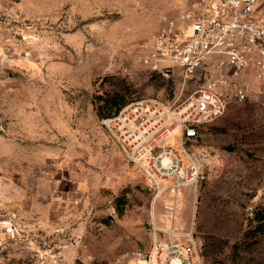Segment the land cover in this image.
Masks as SVG:
<instances>
[{
	"label": "rangeland",
	"instance_id": "rangeland-1",
	"mask_svg": "<svg viewBox=\"0 0 264 264\" xmlns=\"http://www.w3.org/2000/svg\"><path fill=\"white\" fill-rule=\"evenodd\" d=\"M186 0H0V264H118L166 230L195 264H264V87L206 126L207 180L174 211L121 153L96 96L172 98L174 75L142 62ZM264 20V0L257 7ZM124 206L121 207V204ZM123 209V213H120ZM143 264V263H140Z\"/></svg>",
	"mask_w": 264,
	"mask_h": 264
},
{
	"label": "built area",
	"instance_id": "built-area-1",
	"mask_svg": "<svg viewBox=\"0 0 264 264\" xmlns=\"http://www.w3.org/2000/svg\"><path fill=\"white\" fill-rule=\"evenodd\" d=\"M260 1L186 0L176 17L163 16L141 62L151 72L179 73L180 89L172 98L129 102L102 121L157 197L170 198V211L186 189L197 190L208 178L209 155L192 153L190 146L232 104L247 101L248 80L264 87V20L256 9ZM255 216L256 209L248 208L247 219ZM194 250L170 229L163 240L153 239L149 249L137 250L118 264H195Z\"/></svg>",
	"mask_w": 264,
	"mask_h": 264
},
{
	"label": "trees",
	"instance_id": "trees-1",
	"mask_svg": "<svg viewBox=\"0 0 264 264\" xmlns=\"http://www.w3.org/2000/svg\"><path fill=\"white\" fill-rule=\"evenodd\" d=\"M129 103V97L124 91L106 92L96 96L95 109L99 118H109L114 116L124 105ZM124 203L121 204V207ZM123 213V209H120ZM256 223L257 230L264 224V210L256 211L255 219L251 221Z\"/></svg>",
	"mask_w": 264,
	"mask_h": 264
}]
</instances>
